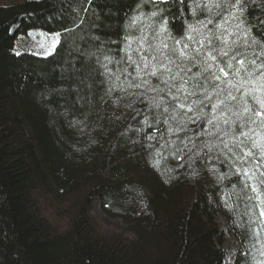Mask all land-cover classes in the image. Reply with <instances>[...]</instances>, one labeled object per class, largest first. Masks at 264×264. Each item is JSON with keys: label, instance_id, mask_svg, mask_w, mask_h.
<instances>
[{"label": "trees", "instance_id": "1", "mask_svg": "<svg viewBox=\"0 0 264 264\" xmlns=\"http://www.w3.org/2000/svg\"><path fill=\"white\" fill-rule=\"evenodd\" d=\"M192 6H158L173 35L195 24ZM156 10L148 0H0V264H223L220 215L241 245L235 264H264L259 152L257 165L204 149L200 122L169 132L175 123L152 119V94L138 98L122 74L128 42L155 20L132 18ZM245 15L264 38V0ZM31 28L59 33L52 53L16 51ZM96 201L122 231L101 227Z\"/></svg>", "mask_w": 264, "mask_h": 264}, {"label": "snow or ice", "instance_id": "2", "mask_svg": "<svg viewBox=\"0 0 264 264\" xmlns=\"http://www.w3.org/2000/svg\"><path fill=\"white\" fill-rule=\"evenodd\" d=\"M148 3L157 10L132 18L133 24L145 16L155 20L146 26L150 32L140 28V35L128 42V67L122 74L131 77L129 87L140 90L141 99L152 94V107L158 110L152 119L175 123L169 132L186 134L187 124L200 122L202 128L194 134L202 138L204 149L219 147L233 156L239 150L238 159H255L259 165L256 152L264 159V38L257 37L246 19L249 0H193L189 11L196 22L186 24L179 37L170 27V10L158 7L169 0ZM105 69L110 71L107 65Z\"/></svg>", "mask_w": 264, "mask_h": 264}, {"label": "rangeland", "instance_id": "3", "mask_svg": "<svg viewBox=\"0 0 264 264\" xmlns=\"http://www.w3.org/2000/svg\"><path fill=\"white\" fill-rule=\"evenodd\" d=\"M56 34L59 38L58 32H49L43 28H31L26 34L22 33L21 36L17 37L15 49L18 52L28 51L40 55L50 54L54 51L55 46L59 41V39L56 38ZM92 215L104 229L113 228L117 231H122L125 228L120 220L107 216L102 211L100 203L97 201L93 203ZM217 223L224 232L222 244L223 249L225 250L224 259L228 254L227 263L235 264L238 250L241 246L238 237L233 233L231 223L227 222L223 216H218Z\"/></svg>", "mask_w": 264, "mask_h": 264}, {"label": "bare ground", "instance_id": "4", "mask_svg": "<svg viewBox=\"0 0 264 264\" xmlns=\"http://www.w3.org/2000/svg\"><path fill=\"white\" fill-rule=\"evenodd\" d=\"M227 259H228V254L226 255V258L224 259V264H229L227 263Z\"/></svg>", "mask_w": 264, "mask_h": 264}]
</instances>
